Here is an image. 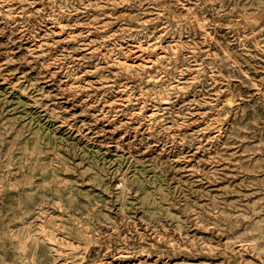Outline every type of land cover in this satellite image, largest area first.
Instances as JSON below:
<instances>
[{"label": "rangeland", "instance_id": "rangeland-1", "mask_svg": "<svg viewBox=\"0 0 264 264\" xmlns=\"http://www.w3.org/2000/svg\"><path fill=\"white\" fill-rule=\"evenodd\" d=\"M0 264H264V0H0Z\"/></svg>", "mask_w": 264, "mask_h": 264}]
</instances>
